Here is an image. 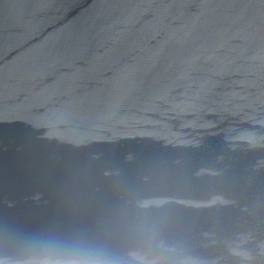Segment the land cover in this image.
<instances>
[{
	"label": "water",
	"instance_id": "1",
	"mask_svg": "<svg viewBox=\"0 0 264 264\" xmlns=\"http://www.w3.org/2000/svg\"><path fill=\"white\" fill-rule=\"evenodd\" d=\"M264 264V0H0V264Z\"/></svg>",
	"mask_w": 264,
	"mask_h": 264
},
{
	"label": "clouds",
	"instance_id": "2",
	"mask_svg": "<svg viewBox=\"0 0 264 264\" xmlns=\"http://www.w3.org/2000/svg\"><path fill=\"white\" fill-rule=\"evenodd\" d=\"M28 264H119L104 247L87 242H46ZM160 264H194L183 253L161 257Z\"/></svg>",
	"mask_w": 264,
	"mask_h": 264
}]
</instances>
